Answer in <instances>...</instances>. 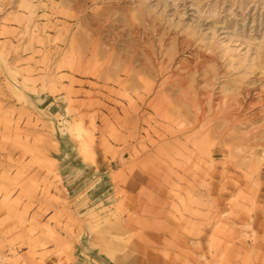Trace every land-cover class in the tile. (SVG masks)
I'll list each match as a JSON object with an SVG mask.
<instances>
[{"label": "rangeland", "instance_id": "obj_1", "mask_svg": "<svg viewBox=\"0 0 264 264\" xmlns=\"http://www.w3.org/2000/svg\"><path fill=\"white\" fill-rule=\"evenodd\" d=\"M87 243L264 264V0H0V264Z\"/></svg>", "mask_w": 264, "mask_h": 264}, {"label": "crops", "instance_id": "obj_2", "mask_svg": "<svg viewBox=\"0 0 264 264\" xmlns=\"http://www.w3.org/2000/svg\"><path fill=\"white\" fill-rule=\"evenodd\" d=\"M83 241L84 240L81 238L80 243ZM87 246L79 251V261L77 264H109L108 257L106 255L102 254L95 248L90 247L88 243ZM80 255H84V258H82Z\"/></svg>", "mask_w": 264, "mask_h": 264}, {"label": "bare ground", "instance_id": "obj_3", "mask_svg": "<svg viewBox=\"0 0 264 264\" xmlns=\"http://www.w3.org/2000/svg\"><path fill=\"white\" fill-rule=\"evenodd\" d=\"M76 131H77V133H78V140L80 141V144L83 146V147H85V138H86V130L83 128V126L81 125V124H77L76 125ZM251 225L248 223V229H249V231H250V234H244L245 235V237L246 236H251V238H254V235L256 234V231H255V229H253V227H250ZM244 238V237H243ZM250 239V238H249ZM252 241V240H251ZM254 242V241H253ZM253 244V243H252ZM257 244V243H256ZM255 244V245H256Z\"/></svg>", "mask_w": 264, "mask_h": 264}]
</instances>
